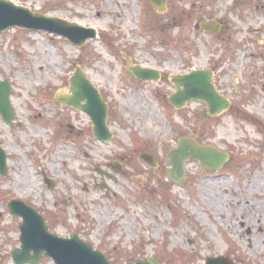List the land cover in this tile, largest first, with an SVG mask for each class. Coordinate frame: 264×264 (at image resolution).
Returning <instances> with one entry per match:
<instances>
[{
	"label": "rangeland",
	"instance_id": "1",
	"mask_svg": "<svg viewBox=\"0 0 264 264\" xmlns=\"http://www.w3.org/2000/svg\"><path fill=\"white\" fill-rule=\"evenodd\" d=\"M6 1L100 37L81 48L42 31L0 32V82L11 84L15 116L6 124L0 115L9 172L0 174V264H15L20 247L12 199L35 207L53 234L76 233L113 264L148 257L264 264V33H255L256 0L244 8L234 0H170L167 14L149 0ZM209 20L226 31L211 37L197 27ZM223 53L216 84L231 110L206 118L201 102L174 108L172 77ZM136 66L162 79L139 81L130 71ZM77 69L107 104L109 142L95 138L87 113L56 101L71 95ZM178 139L230 157L219 171L185 161L186 182L177 184L168 176V152ZM38 264L55 262L42 257Z\"/></svg>",
	"mask_w": 264,
	"mask_h": 264
},
{
	"label": "water",
	"instance_id": "2",
	"mask_svg": "<svg viewBox=\"0 0 264 264\" xmlns=\"http://www.w3.org/2000/svg\"><path fill=\"white\" fill-rule=\"evenodd\" d=\"M149 1L159 13L168 11L169 0ZM209 27L210 24L202 25L203 29L210 30ZM10 28L43 31L62 36L79 47H83L89 40L99 37L94 28H86L74 22L70 23L60 17L34 14L27 7L0 0V32ZM130 70L138 80L141 79L145 82L158 81L161 78L160 73L152 68L136 66ZM211 81L212 73L209 70L193 71L185 76L174 75L172 83L175 84L177 90L170 96V103L174 108L183 109L188 102L203 101L208 107V116H219L225 110H229L231 106L226 98L217 93ZM70 86L71 95H58L57 101L87 113L94 125L95 137L102 142L111 140L113 134L106 123L108 107L102 100L99 90L93 87L81 69H77V72L70 78ZM10 98L11 84L7 81L0 82V115L3 116L6 124H10L15 119ZM168 153V164L171 165L168 176L176 183H185L184 163L189 159L197 160L206 169L221 170L229 158L228 153L218 151L213 146H200L191 139H179L177 148ZM142 158L152 167L156 166V160L151 155L146 154ZM115 170L120 172V170ZM8 173L7 154L0 144V174L6 176ZM51 187H53L52 184ZM8 209L11 216L22 219L19 225L20 247L15 248L12 253L15 264H38L42 257L53 259L55 264H112L104 253L96 250L94 246L89 245L76 233H71L69 238L51 233L44 216L26 201L12 199L8 203ZM128 264L161 263L154 257H148L147 259L137 258L135 262ZM206 264L234 263L219 257L208 259Z\"/></svg>",
	"mask_w": 264,
	"mask_h": 264
},
{
	"label": "flooded vegetation",
	"instance_id": "3",
	"mask_svg": "<svg viewBox=\"0 0 264 264\" xmlns=\"http://www.w3.org/2000/svg\"><path fill=\"white\" fill-rule=\"evenodd\" d=\"M250 1L251 0H244V1H242V0H234V2H235L234 6L237 7V8L238 7L239 8L240 7L244 8L246 6L249 7V6H251L249 4ZM255 4H256V13H255L256 18H255L254 21H255V23L257 25V27L255 28V30H256L255 33L261 34V33H264V4L261 3V2L259 3L257 0H256ZM213 20H209V21L205 22V23L210 24V27H209L210 30L202 28V24H205V23L199 24L197 27L199 29H202L204 32H207L211 37H217V35H222L226 31L224 26L219 24L218 22H214ZM249 28H248L247 31H249ZM262 44H264V41L262 42ZM248 51H250V50H248ZM224 56H225V53L219 55L218 59L213 56L214 60L210 58L209 59L210 63H209V65L206 68H204V69H196V70L197 71H207V70L211 71V73H212V81L211 82H212V84L214 82V84H215L214 86H215L216 91L218 93H220L221 95H223L225 98L229 99L224 93L225 90L224 89H219L217 84H216L217 73L215 72V68L218 67V65H220V66L224 65L223 62L228 57V56H226V57H224ZM262 60L264 61V59H262ZM196 70H191L190 72L196 71ZM185 74H188V73H185ZM185 74H182V75H185ZM174 86H175V84H174ZM229 101L231 102V105H232V100L229 99ZM197 102H201V101H197ZM197 102H195V103H197ZM201 103L205 104L204 102H201ZM203 114H205V117L208 118V114H209L208 113V108H206V110L204 111ZM229 157H230V155H229Z\"/></svg>",
	"mask_w": 264,
	"mask_h": 264
}]
</instances>
